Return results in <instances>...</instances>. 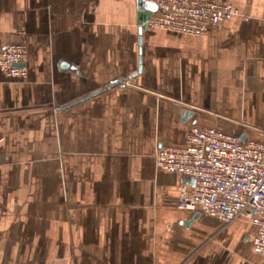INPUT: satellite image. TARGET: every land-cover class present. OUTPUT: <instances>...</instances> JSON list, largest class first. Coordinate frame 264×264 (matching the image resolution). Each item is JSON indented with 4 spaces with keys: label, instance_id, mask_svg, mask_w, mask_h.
I'll list each match as a JSON object with an SVG mask.
<instances>
[{
    "label": "crops",
    "instance_id": "crops-1",
    "mask_svg": "<svg viewBox=\"0 0 264 264\" xmlns=\"http://www.w3.org/2000/svg\"><path fill=\"white\" fill-rule=\"evenodd\" d=\"M218 1L240 16L189 37L140 33L137 0H0L29 54L0 73V264H263L156 165L193 127L264 143V0Z\"/></svg>",
    "mask_w": 264,
    "mask_h": 264
},
{
    "label": "built area",
    "instance_id": "built-area-1",
    "mask_svg": "<svg viewBox=\"0 0 264 264\" xmlns=\"http://www.w3.org/2000/svg\"><path fill=\"white\" fill-rule=\"evenodd\" d=\"M151 2L156 12L143 25L189 37L204 36L240 16L236 7L218 0ZM28 60L24 46L0 47V73L8 77L25 79ZM155 158L159 170L179 178V210L223 225L245 219L257 227L252 248L264 264V143L242 142L217 129L193 127L184 147L162 146Z\"/></svg>",
    "mask_w": 264,
    "mask_h": 264
},
{
    "label": "water",
    "instance_id": "water-1",
    "mask_svg": "<svg viewBox=\"0 0 264 264\" xmlns=\"http://www.w3.org/2000/svg\"><path fill=\"white\" fill-rule=\"evenodd\" d=\"M155 12H156V7L151 1H146L143 4V0H138V17H139L138 25L140 27V33H143L147 29L146 25H143V24L147 23L151 19L152 14ZM139 41L141 43L142 41L141 38L139 39ZM101 92L103 91H100L96 93L95 95H98ZM88 98H91V97H88ZM83 100H86V99H83ZM241 141L246 142L245 137L241 138Z\"/></svg>",
    "mask_w": 264,
    "mask_h": 264
}]
</instances>
